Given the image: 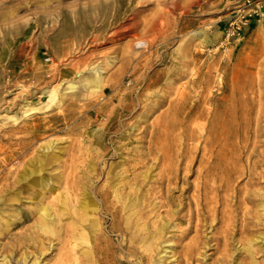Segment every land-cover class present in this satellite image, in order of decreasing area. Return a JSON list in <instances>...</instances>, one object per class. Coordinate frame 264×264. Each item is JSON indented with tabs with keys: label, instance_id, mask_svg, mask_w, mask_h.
I'll return each instance as SVG.
<instances>
[{
	"label": "rangeland",
	"instance_id": "1",
	"mask_svg": "<svg viewBox=\"0 0 264 264\" xmlns=\"http://www.w3.org/2000/svg\"><path fill=\"white\" fill-rule=\"evenodd\" d=\"M77 1L84 0H62L55 9V0H0V246L31 226L33 219L24 211L39 203L22 184L12 183V177L24 169L41 168L40 173L53 185L50 192L41 189L46 195L41 203L52 213L64 205V223H59L70 228L81 182L94 178V185H101L107 171L120 168L127 169L124 181L130 182L133 173H139V168L134 172L129 168L132 160L143 155L151 137L154 140L164 127L163 122H157L170 113L171 102L181 93H189L191 79L199 80L202 89L207 87L205 94L217 93L223 84L228 90L218 96L229 97L232 80L240 85L264 76V12L226 37L228 21L242 0H91L95 14L89 27L74 34H58L71 8L78 10ZM78 21H84L82 14ZM139 40L147 45L136 44ZM95 68L101 77L98 88L90 83ZM52 89L54 95H50ZM160 98H165L162 104L142 112L143 106ZM115 117L127 123L124 131L129 135L125 139L108 128ZM145 125H149L146 135L136 139ZM260 139L263 154L253 158L257 172L253 182L246 185L245 174L235 182L239 188L252 191L253 199L246 198L241 204L253 210L246 220L248 233L237 234L234 243L241 244L249 236L256 239L253 262L264 264V245L257 238L264 235V210L257 204L264 202V192L259 193L262 187L264 190V134ZM219 146L222 144L214 148V157L221 152ZM116 147L120 149L116 151ZM200 154L201 150L191 154L193 168ZM87 161H99L100 167L89 170ZM120 161L122 165L115 167ZM244 161H240L241 166H245ZM157 171L158 167L152 168L151 179ZM11 207L24 220L7 226ZM110 222L108 219L104 226ZM111 234L108 239L115 240L116 232ZM51 240L43 264H50L57 256L60 242ZM188 241L189 237L181 244ZM178 249L180 246L171 251ZM27 250L33 252L32 247ZM211 252L209 248L207 253ZM115 254L124 260L119 264H142L124 250ZM171 254L167 252L163 261L154 264H175ZM238 257L245 264L252 262Z\"/></svg>",
	"mask_w": 264,
	"mask_h": 264
},
{
	"label": "bare ground",
	"instance_id": "2",
	"mask_svg": "<svg viewBox=\"0 0 264 264\" xmlns=\"http://www.w3.org/2000/svg\"><path fill=\"white\" fill-rule=\"evenodd\" d=\"M55 1L56 9L62 0ZM77 2L78 10L71 8L58 34L64 31L74 34L79 29L83 31L93 21L95 13L91 0ZM81 3L84 6H80ZM77 14H82L84 21H78ZM51 27L48 25L47 28ZM137 43H142V47L147 45L145 40ZM92 72L90 83L98 88L101 86L99 69L95 68ZM189 86L187 95L181 93L171 102L170 113L166 112L164 117L158 118V125L163 122L164 127L154 140L152 137L148 139L143 155L132 160L129 168L133 172L139 168V173H133L130 182L124 181L125 168L107 171L105 182L101 185H94V178L81 182L75 201L72 200L76 211L70 228L59 223L65 214L64 205L61 211L52 213L48 206L41 203L45 192H50L53 186L40 173L41 168H27L12 177V183L22 184L25 190L34 194L31 198L39 203L28 206L24 211L25 216L33 219L31 226H27L17 237H12L8 244L0 246L3 250L0 252V264H43V256L52 247L49 242L53 238L60 242V247L50 264L124 263L115 254L117 250L134 255L142 264L163 261L167 252H172L170 256L174 257L175 264H242V260L238 261V254L244 259H251L249 264H258L252 258L256 239L249 236L243 238L241 244L234 243L237 234L248 233L247 219H250L249 213L253 210H246V206L241 204L244 199H251L252 191L245 186L239 188L235 182L245 174L248 177L246 185L251 183L256 172V160L253 158L263 154L259 147L264 134V76L253 77L247 84L240 85L232 80L229 97L218 96L228 90L223 84L215 94L209 91L205 94L207 87L202 89L200 81L195 78L190 80ZM50 93L54 95L55 90H50ZM164 99L149 102L142 107V112L146 114L154 106L162 104ZM126 125L120 117H115L111 118L108 128H113L112 133L119 139H125L129 135L124 131ZM150 125L155 128L156 122L152 121ZM133 127L137 129L136 125ZM140 128V136L136 139L146 135L149 125ZM219 144H222L218 149L221 152L214 157V148ZM49 147L50 144L47 149ZM119 149L115 148L116 151ZM199 150L201 156L198 165L193 168L191 154ZM241 160H245V166H241ZM112 165L109 164L110 167ZM117 165H122V162L114 166ZM85 166L95 170L100 164L99 161H87ZM153 167H158V171L152 174L151 179ZM193 173L194 179H190ZM262 188L260 194L264 192ZM31 198L24 200L33 201ZM257 204L264 210V202ZM10 210L12 213L5 220L7 226L24 220L13 207ZM108 219L110 224L104 226ZM111 232L117 235L112 241L108 239ZM188 237L189 241L181 244ZM257 238L264 245V235ZM169 242H172L171 246ZM177 246L180 249L171 251ZM29 247H32V253L27 250ZM168 247L171 249L168 250ZM209 248L213 252L207 253Z\"/></svg>",
	"mask_w": 264,
	"mask_h": 264
},
{
	"label": "built area",
	"instance_id": "3",
	"mask_svg": "<svg viewBox=\"0 0 264 264\" xmlns=\"http://www.w3.org/2000/svg\"><path fill=\"white\" fill-rule=\"evenodd\" d=\"M264 12V0H242L234 15L228 21L226 37L240 31L251 20L260 17Z\"/></svg>",
	"mask_w": 264,
	"mask_h": 264
}]
</instances>
